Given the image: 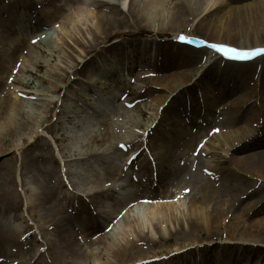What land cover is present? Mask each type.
Here are the masks:
<instances>
[{
    "label": "bare ground",
    "instance_id": "bare-ground-1",
    "mask_svg": "<svg viewBox=\"0 0 264 264\" xmlns=\"http://www.w3.org/2000/svg\"><path fill=\"white\" fill-rule=\"evenodd\" d=\"M15 1L17 3L13 5L16 6L22 0ZM86 1H93L101 7H104L106 4H113L112 0H42L41 3L47 6L51 18L64 19V15L67 17L71 15L70 13L63 14V10L77 9L73 4L78 2L88 5ZM168 1L170 0H128V18L125 16L118 18L116 13H111L110 11H97L94 17V27L89 29V33L94 36V41H97L98 35L108 32L109 29L119 23L121 24V22L122 24L133 22L134 25L138 24L142 29L150 30L153 26H151L150 21L157 23L156 34H163L162 29L165 28H168L167 30L174 33L173 38H168L163 43L161 42L164 40H161L160 43L155 44L157 53L154 54L153 58L161 64L162 69H175V72L169 75L151 74L147 77H142L143 80L149 83L152 82V85L156 84L158 88L163 90L161 95L154 96L153 99L157 107L162 108L160 114H158L159 122H164L165 114L169 113L172 123L171 126L167 127L169 124L163 123L156 129L159 123L157 122L152 128L154 130L151 133L152 138L148 139V134L145 136L144 141L137 142L139 140L136 138L137 131H134L133 128H138L139 124L132 119L123 107L115 106L112 101L111 104L109 102L110 100L104 96L97 95L89 104H77L79 116H75L69 108H63L61 113L66 123V139L65 144L59 147L57 146L58 150H56L60 155L63 166L65 168L72 167L77 177H83L84 175L82 173V165L91 164L90 168L100 170L104 168L100 167L102 163H106V168L108 169L107 174L109 176L112 174L110 172H113L117 168L114 162L118 160L121 154L126 157L132 156L128 164L134 165V161L146 151L154 150L161 143H168L163 147V153L159 156L160 161L157 164L161 168L162 174L159 175L155 172L153 179L145 180V191L137 196L140 201L136 203L133 208L134 210L131 211V209H128L123 203V200L122 202L118 201L122 206L119 211L121 216H127L133 211L135 212L134 214H138L143 207L141 201L146 196L158 199L162 196L167 197L162 193L153 196L149 189L152 186V182L154 184H166L168 170L164 164V155L169 147L174 146L177 141L180 142L186 138L188 132L185 131L184 126H188L189 130H191V127H195L198 130L201 129L202 124L208 122L204 118V113L209 110L215 112V109L218 108L217 106L210 108V105L213 103L220 104L238 89L244 90L245 93L239 96L234 102H227L222 108H219L223 114V117L217 122L220 126V131L218 133L212 132L206 136L205 157L213 165L211 168L205 167L202 170L209 175L210 179L198 186V195H193L190 198L185 211L176 214L175 212L180 210L177 209L175 211L167 203L156 206L147 212V214L139 213L137 222L127 232H118L120 223L115 220L110 224L107 231H85L81 232L80 237L78 233L74 238L72 236L71 241L68 240L66 251L77 255L79 258L85 256V258L89 259L88 264H97L95 257L96 254L102 255L99 252L100 248L105 249L107 255L117 260L114 264H146L137 262L141 261V259L144 260L143 258L147 256H134L131 253L138 248V245L156 243L148 240L143 230L144 225H147L153 231L157 229V236L160 239L163 236L159 233L161 231L158 229V226L161 227L169 224L173 226V233L179 238L197 234L199 239L206 237L204 240H208L207 238H210V235L216 232H220V234L226 233L224 237L222 235L220 237L224 238L221 241V245H218L217 248L214 246L216 249H214L213 255L209 254L210 249L207 247L185 249L184 246L178 245L175 248L176 252L172 255V258L186 261L192 255L199 256L207 261L211 255V257L217 260H224V262L235 263L243 261L244 264H264V217L260 219L253 217V215L256 216L264 207V200L259 199L258 201L244 203L242 202L243 200L235 197L221 199L224 190L222 182H218L216 179V176L222 174L225 170L235 172L236 167L243 171L245 177H254L253 179L256 181L254 184H257L260 189L264 188V151H259L244 157L236 156L244 150L260 146L264 140V118L259 122L261 117L264 116V63L260 62L264 60V52L258 51V49L264 48V3L260 5L262 8L244 15L241 18L240 24L238 21L234 24H222V22L212 21L209 25V30H202L199 28L201 27V22H198V30L206 34L201 38L203 40L201 41L199 39H190L183 35V40L178 38L181 36L182 28L186 26V16H194L197 14L196 8L191 4L192 0H179V7L174 13L171 22L166 25L164 19L167 17L163 4ZM14 2L8 1L7 5H11ZM118 2L124 5L126 1L119 0ZM25 7H30L28 9H31V11L34 9V6L30 5ZM6 9L10 12H8V17L4 20L5 23L13 19V22L17 24L21 17H29L26 12L13 14L14 11H11V8L7 6ZM75 11L77 16H82V11L79 9ZM5 12L7 11L5 10ZM32 12L36 13L37 20L41 18V11L33 10ZM188 32L191 33L192 31L188 30ZM111 35H105L101 43H106V40ZM4 38L7 40L9 36L6 34ZM233 39L236 45L227 42ZM11 41L17 42L12 59L6 61L2 54L3 50H0V75L1 78L5 76L7 83L18 80L19 75L27 72L31 64L41 59V56L34 52L19 37L18 33ZM204 42L207 45L210 44V47H212V44H225L242 51H247L250 53L249 59L246 63L228 62L217 58L215 53H213V49H211L208 51L205 65L203 64L195 68L193 65L203 60L199 54L203 50L198 46ZM3 47L6 48L7 45L3 44ZM89 47L88 51L91 52L95 50L96 45H90ZM115 47V45L107 47L102 54L104 52H112L115 50ZM146 49L144 48L143 51H146ZM139 51H136V53L138 54ZM197 52H199V55H195ZM251 53L255 54L253 55ZM147 59L150 62L151 56L141 60L145 61ZM95 60V58L88 59L82 63L78 70L72 68L70 73H66L62 77V80L64 82L72 81L74 80L73 76L77 72H86V75L83 77L86 81L83 83L90 88L94 83L95 77L100 74V70L104 69V66L94 67ZM122 60H124L123 56ZM58 69L59 66H55V70ZM195 84L201 85V97L199 99H194L193 92L196 86ZM14 87V84H7L3 91L4 94L0 96V143L3 142V134L6 133L11 137V147L18 149L20 145H28V143L38 139L39 136H37L36 130L42 127L40 120L42 119L41 108L43 107V101L34 100L35 103L32 104L37 107L32 111V115L28 120L19 123L17 116H22V112H20L22 103L19 92ZM51 89L54 92L60 90L57 87ZM67 90L65 89L66 96L68 93ZM155 92V89L152 87L147 90L149 95ZM214 95L215 97H213ZM140 114L144 116L143 112H140ZM179 114L182 120L186 122V125H181L180 119L173 118ZM193 116L196 118L195 120ZM241 122H244L245 125L240 126L239 124ZM252 122H255L254 127L252 126ZM31 126H35V129L29 131L28 128ZM45 128L51 132L48 127ZM130 133L136 139H129ZM39 139L42 140L41 137ZM53 142L57 144L58 140L55 138ZM134 144L136 146V153H133L132 149H130ZM84 147L86 149L83 150ZM92 147L94 148L91 150ZM46 154L50 155V151ZM45 156V154H34L35 159L40 160H45ZM100 160L104 161L100 162ZM52 161L53 164L56 163L55 159ZM227 162L233 164L234 168H230V165L225 166ZM117 169L119 170V167ZM51 173L55 172L46 170L44 175L46 176ZM237 173L238 171L236 170ZM249 175L254 176L250 177ZM32 177L33 182H29L30 187L22 190L27 209L29 210L24 217L31 219L34 216L32 214L34 210H43V214L39 215V219L35 222L36 228L43 229L45 225H48L51 230H54L55 227L59 228L63 222V218L60 216L62 210L60 204H58L56 199L53 201L48 200L49 195H51V187L42 186L41 182H37V177ZM99 183L102 184L105 182H85L84 189H80L81 186H79L78 182H69L71 189L74 190L73 193L75 192L79 197H83L86 194L90 197L93 196L94 192L90 193L89 186ZM153 186L156 188V185ZM231 188L232 192L240 189L237 184L231 185ZM244 191L243 189L241 192ZM253 192L255 191L248 192L246 190L245 194L248 195ZM49 202L51 203L48 205ZM105 202V199L97 201L96 211L100 212L97 214L99 220L113 214L112 211L107 210V207L104 205ZM14 214L11 218L15 219V217H19ZM24 217L19 218L22 219ZM47 218L49 220L44 221ZM41 219L43 223H40L42 222L40 221ZM85 219L90 220L91 216H89V219L87 217ZM156 219L159 220L158 223ZM154 222L158 224L157 227L153 224ZM25 229L27 228L6 227L0 229V243L5 244L8 248H17V250L5 254L13 259L7 264H31L37 256L38 248L29 247V243H25L26 239L20 240V236L23 235ZM123 239L125 240L124 244L121 243ZM199 239L197 241L194 239L193 242L196 241L199 243ZM79 243L86 244L88 250L82 251V245L80 246ZM49 246L45 243V250H48ZM163 253L167 255L169 251L167 250ZM246 253L251 254V258L245 257ZM256 254L260 255L261 259L256 258ZM168 262L167 259H163L153 261L150 264H167ZM64 264L83 263L80 260H72L69 263L64 262ZM104 264L109 263L106 262Z\"/></svg>",
    "mask_w": 264,
    "mask_h": 264
},
{
    "label": "rangeland",
    "instance_id": "rangeland-1",
    "mask_svg": "<svg viewBox=\"0 0 264 264\" xmlns=\"http://www.w3.org/2000/svg\"><path fill=\"white\" fill-rule=\"evenodd\" d=\"M8 1L14 2L15 0H0V50H3L2 54L5 60L13 58L17 42L11 40L17 33L34 52L41 56V59L31 64L28 71L19 75L16 81L7 83L5 76L1 78L0 75V96L4 94L3 91L7 84L15 85L14 88L19 92L22 103L20 111L22 112V116H17L19 123L28 120L32 115V111L37 107L32 104L35 103L34 100L43 101V107L41 108L42 119L40 120L42 127L36 130L37 136L41 137L42 140L38 137V139L28 143V145L22 144L18 149H13L11 147V137L6 133L3 134V142L0 143V229L6 227L27 228L23 235L20 236V240L26 239L25 243H29V247L38 248V254L31 264H64V262L69 263L72 260H80L83 264H88L89 259L85 258V256L79 258L77 255L66 251L68 240L71 241L72 236L74 238L79 233L80 237L81 232H89L91 230L107 231L110 224L115 220L120 223L118 232H127L137 222L139 213L147 214L154 207L165 203L172 206L175 211L179 209L180 211L175 212L176 214L185 211L190 198L193 195H198V186L210 179L209 175L202 170L205 167L211 168L213 165L205 157V142L208 134L220 131V126L217 122L223 117V114L219 108H222L227 102H234L245 91L238 89L220 104L213 103L210 105V108L215 106L218 108L215 109V112L209 110L204 113V118L208 122L202 124L201 129L198 130L195 127H191V130H189L188 126H184L185 131L188 132L186 138L180 142L177 141L174 146L169 147L164 155V164L168 170L166 184H154L152 182V186L149 189L153 196L162 193L167 197L162 196L158 199L146 196L141 201L143 207L138 214H134L135 212L133 211L127 216H121L119 211L122 206L118 201L122 202L123 200L128 209L134 210V206L140 201L137 196L145 191V180L153 179L155 172L159 175L162 174V170L157 164L160 161L159 156L163 153V147L168 143H161L154 150L146 151L134 161V165L128 164L132 156L126 157L121 154L118 160L114 162L116 163V167H119V170L116 168L115 172H110L112 174L109 176L107 174L106 163H102L100 167L104 168L100 170L90 168L91 164L82 165L81 168L84 175L83 177H77L72 167L65 168L63 166L57 151V146L65 144L66 139V123L63 120L61 111L63 108H69L75 116H79L77 104H89L97 95L104 96L110 100V103L112 101L113 105L123 107L132 119L139 124L138 128H133L139 136L136 135V138L139 139L137 142L144 141L145 136L148 134V139H151V133L154 132L152 128L159 122L158 114H160L162 109L161 107H157L153 97L161 95L163 90L158 88L156 84L152 85V82L149 83L143 80L142 77H147L151 74L169 75L175 72V69H162L161 64L153 58L154 54L157 53L155 44L160 43L161 40H164L161 42L163 43L166 39L173 38L174 33L165 28L162 29L163 32L161 31L163 34H156L157 23H152V21L150 23L153 26L150 30L140 28L137 23V25H134L133 22H126L125 24L121 22V24L119 23L109 29L108 32L98 35L97 41H94V36L89 33V29L94 27L95 12L105 10L116 13L118 18H122L123 16L128 18V0H125L124 5H121L118 2L119 0H112V5L106 4L104 7L95 4L93 1H86L88 5L78 2L73 4V6L77 8L75 10L79 9L82 11V16H77L76 11L73 9L66 10L67 12L63 10V14L70 13L71 15L70 17L64 15V19L51 18L47 6L41 3L42 0H22L16 6L13 4H16L17 1L11 3V5H7ZM263 3V0H192L191 4L196 8L197 14L186 16V26L182 28L183 31L180 34L190 39L203 41L201 38L206 34L198 30V22H201V27L199 28L202 30L210 28L209 25L212 21L222 22V24H234L238 21L240 24L241 18L244 15L262 8L260 5H263ZM29 5L34 6L33 10L41 11V18L39 20L36 19V13L28 9L30 7H25ZM7 6L11 8V11H14L13 14L26 12L29 17H21L17 24L13 22V19L5 23L4 20L8 17V12H10L6 9ZM163 7L167 17L164 20L167 25L171 22L174 13L179 7V0L164 2ZM188 30L192 32L189 33ZM6 34L9 36L7 40L4 38ZM107 34L112 35L106 40V43L102 44V38ZM227 42L236 45L234 39ZM3 44H6L7 47H3ZM94 44L96 45L95 50L88 51L89 46ZM111 45L116 46L115 50L102 54ZM198 47L203 52H197L195 55L200 54L203 60L194 64L193 67L195 68L207 62V55L210 50V46L205 44V42L199 44ZM144 48L148 50L143 51ZM136 51H139V53L137 54ZM122 56L124 60H122ZM148 56H151L150 62L148 59L145 61L141 60ZM91 58L96 59L94 67L104 66V69L100 70V74L95 77L94 83L90 88L83 83V79L85 80L83 75L86 72H77L73 76L74 80L72 81L64 82L62 80V77L66 73H70L72 68L78 70L83 62ZM260 62L264 63V60ZM57 65L59 69L55 70V66ZM195 85L196 88L194 87L193 92L194 99H199L201 97V85ZM53 87H57L60 90L58 92L51 91ZM150 87L156 91L152 95L147 93ZM65 89H68V97L66 96ZM140 112H143L144 116ZM170 118L169 113H166L164 122H159L156 129L163 123H168L167 127H170L172 124ZM173 118L180 119L181 125H186L180 114ZM263 118L264 116L261 117L259 122ZM193 119L195 120L196 118L193 116ZM239 125L244 126L245 123L241 122ZM254 125L255 122H252L253 127ZM45 127H48L51 132L47 131ZM33 129H35V126L28 128L29 131ZM55 138L58 140L57 144L53 142ZM136 138L130 133L129 139L134 140ZM97 144L99 145V143ZM130 149H132L133 153H136L135 144ZM48 151H50V155L46 154ZM259 151H264V140L260 146L244 150L236 156L244 157ZM35 153L45 154L46 159H35ZM53 159L56 160L54 164L52 163ZM102 161L104 160H100V162ZM229 165L230 168H234V165L229 162L225 164V166ZM46 170L54 171L55 173L45 176L44 172ZM236 170L238 171L237 174ZM32 176L37 177V182H41L42 186L51 187V195H49L48 200L53 201L56 199L58 204H60L62 208L60 216L63 218V222L59 228H56L55 225L54 230H51L48 225H45L43 229L36 228L35 222L39 219V215L43 214V210H34L32 212L34 216L31 219L24 217L29 210L27 209L22 190L30 187L29 182H33ZM249 176L253 177L254 175ZM253 178L245 177L243 171L236 167L235 172L229 170L223 171L222 174L216 176L218 182H222L224 190L221 199L235 197L240 198L244 203L258 201L259 199L264 200V188L260 189L257 184H254L256 181ZM69 182H78L79 186L82 187L80 189H84L85 182L105 183L91 184L89 186L90 193L94 192V195L90 197L86 194L83 197H79L75 192L73 193L74 190L71 189ZM243 182L245 183L243 184ZM235 184L240 189L232 192L231 185ZM153 185H156V188ZM11 189L13 190L10 191ZM185 189H188V191L186 192ZM243 189L245 191L241 192ZM246 190L248 192H255L246 195ZM100 199L106 200L104 205L107 207V210L113 213L102 218V220H99L97 216L100 212L96 211L97 201ZM13 213L16 216L24 218L15 217V220L11 218L13 217ZM89 216H91L90 220L85 219L86 217L89 219ZM253 217H257L256 219L264 217V207ZM46 220L48 221L49 219H44V221ZM40 221H42L40 223H43L42 219ZM156 221L157 223L159 222L158 219ZM157 223H153L156 225L155 227H157ZM144 226L143 230L148 240L156 243L138 245V248L131 252L134 256H147L143 258L144 260L141 259L137 263L150 264L153 261L167 259L169 261L167 264H244L243 261L235 263L224 262V260H217L211 257L215 251L214 249L218 245H221V241L224 240V238H220L221 235L224 237L226 233L220 234V232L215 231L216 233L210 235L211 237L207 238L208 240H204L206 237L199 239L197 234L179 238L173 233V226L166 224L161 227L158 226V229L161 231L159 233L164 238L163 241V238L158 239L157 229L153 231L147 225ZM222 230L225 231L224 229ZM35 238L36 242L34 243ZM194 239L196 241L199 239L200 242H193ZM124 242V239L121 240V243L124 244ZM45 243L50 245L48 250H45ZM79 244L80 246L82 245V251L88 250L86 244ZM178 245L184 246L185 249L207 247L210 249L209 254L211 255L207 261L199 256L192 255L186 261L172 258ZM15 250H17L16 247L8 248L5 244L0 243V264H7L12 261L13 259L5 254ZM167 250L169 254L164 255L163 252ZM99 252L102 255L96 254L95 262L97 264H104L106 262L114 264L117 262L115 258L107 255L105 249L100 248ZM245 257L251 258V254L246 253ZM256 258L261 259V256L256 254Z\"/></svg>",
    "mask_w": 264,
    "mask_h": 264
},
{
    "label": "snow or ice",
    "instance_id": "snow-or-ice-1",
    "mask_svg": "<svg viewBox=\"0 0 264 264\" xmlns=\"http://www.w3.org/2000/svg\"><path fill=\"white\" fill-rule=\"evenodd\" d=\"M180 40H183L184 37L181 35L178 37ZM35 42V41H33ZM212 48H214L217 52H221L223 53L226 57L229 56V53H232L233 56L230 58H238V59H243V58H247L250 53L247 51H238L236 48H233L231 46H226V45H219V44H213ZM258 51L260 52H264V48L262 49H258ZM251 54H255V53H251ZM216 131V130H214ZM185 191L187 192L188 189H185Z\"/></svg>",
    "mask_w": 264,
    "mask_h": 264
}]
</instances>
